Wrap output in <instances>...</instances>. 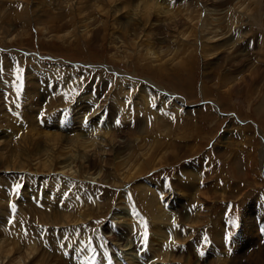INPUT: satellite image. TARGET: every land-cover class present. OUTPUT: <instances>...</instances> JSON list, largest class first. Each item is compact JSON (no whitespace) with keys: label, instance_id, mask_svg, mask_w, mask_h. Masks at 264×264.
I'll return each instance as SVG.
<instances>
[{"label":"rangeland","instance_id":"1","mask_svg":"<svg viewBox=\"0 0 264 264\" xmlns=\"http://www.w3.org/2000/svg\"><path fill=\"white\" fill-rule=\"evenodd\" d=\"M53 134L105 136L106 150L65 156ZM0 137L4 155L20 157L15 169L0 159L12 221L0 241L16 247L5 264H29L42 246L40 264H149L104 241L125 229L151 236L139 245L155 261L160 248L147 243L182 239L222 264L231 239L249 243L233 222L264 201V0H0ZM208 168L224 179L215 197L203 192ZM200 197H213L207 223L174 221L177 210L194 218ZM247 256L255 263L248 248L236 257Z\"/></svg>","mask_w":264,"mask_h":264},{"label":"bare ground","instance_id":"2","mask_svg":"<svg viewBox=\"0 0 264 264\" xmlns=\"http://www.w3.org/2000/svg\"><path fill=\"white\" fill-rule=\"evenodd\" d=\"M209 53V52H208ZM256 77V75H255ZM166 99H169V98H166ZM18 107L15 108L9 115L16 118L18 120V118L23 115V113H16ZM91 110V109H90ZM98 109L96 108L95 111H97ZM87 113V112H86ZM132 124V122L130 123ZM115 125V124H114ZM136 125V124H135ZM130 126V125H128ZM136 127V126H135ZM134 127V128H135ZM94 128V127H93ZM92 128V129H93ZM96 129V128H95ZM121 129V128H120ZM65 130V129H64ZM128 130V129H127ZM131 130H129L130 132ZM133 131V130H132ZM93 132V131H92ZM117 132V131H116ZM122 132V131H121ZM128 132V133H129ZM47 131H45V133L43 132V135H46L49 136V134L47 135ZM123 133V132H122ZM127 133V132H125ZM132 134V133H131ZM36 135V134H35ZM54 136L51 137L52 141H54V143L52 144L54 148L58 147L59 145L62 146H66V150H64V155L66 156L67 154L70 153V155L72 156L76 151L77 149H81L83 151V153L86 155V158H87V162H89L88 160V153L89 152H92V151H95L97 148H100L101 150H106V141H107V138L105 136H99L97 138V136H93L91 139V141L89 142V140H85V141H82V139H80L81 141L79 142V144H67L65 143L64 140L65 138L63 137H60L58 138V135L56 134H53ZM105 135V134H104ZM130 135V134H129ZM134 135V134H132ZM137 135V134H136ZM91 136V135H90ZM108 136V135H107ZM115 136V135H114ZM113 136V138H114ZM50 137V136H49ZM117 137V136H116ZM1 138V137H0ZM24 138H32L31 136H24V137H21L20 141L23 140ZM125 139V137H124ZM131 139V138H130ZM112 140V139H111ZM22 142V141H21ZM29 143V142H28ZM26 143V144H28ZM42 145V144H41ZM47 145V144H46ZM111 145V144H110ZM20 145V148L17 150V152H21L22 154H24L25 152V146H22ZM4 147V148H3ZM0 148V159L2 158H5V160H7L8 162V166L11 165L12 169L14 168H17L18 165H16L17 162H19L20 160V157L18 155H15V156H12V157H9L7 158V156L4 155L5 151L8 150V148L10 149V146H3ZM95 147V148H94ZM52 148V147H51ZM43 152V150L41 151ZM49 151L47 150L46 153H48ZM103 152V151H102ZM9 153V152H8ZM100 153V152H99ZM108 153V151H107ZM3 154V155H2ZM103 154V153H102ZM93 156V155H92ZM118 156V155H117ZM118 158V157H117ZM163 160V159H162ZM161 160V161H162ZM89 164V163H88ZM212 165V164H210ZM69 166V165H68ZM262 166V165H261ZM45 167V165H44ZM24 168V166H23ZM91 168V165H88V171L89 169ZM92 169V168H91ZM252 169V168H251ZM256 169V168H255ZM255 169L252 170L253 173H255ZM22 170V168L20 169ZM260 170V169H258ZM21 172V171H19ZM78 171L75 170L73 173H69V174H75L77 173ZM251 172V170H250ZM249 172V173H250ZM221 173V172H220ZM219 172L217 171H210V168H208L207 172H205V186H204V191L203 192H207V191H210L211 194H213V196L218 192V189L220 188V186H223V182H224V179L222 178L223 176H221ZM9 174V173H8ZM136 177V176H135ZM223 183V184H222ZM4 185L6 186L7 183L4 182ZM1 189V188H0ZM25 195H28L29 192L27 190H25ZM168 193V192H167ZM170 195V194H168ZM176 196V195H175ZM179 196V195H178ZM215 197V196H214ZM5 195H2L1 194V191H0V201H2L3 199H5ZM28 198V197H27ZM215 199V198H214ZM174 200V199H173ZM180 200V199H179ZM200 200H201V203L199 204V207L197 208L196 212H195V217L193 218L189 213H179L180 210H177V217H175V222H176V219L177 221L180 223V222H183V221H186L187 224L189 223H193L195 220H201L203 221L202 223H207L208 221H206V217L208 218L209 217V213L208 214H205V212H207V209H205L206 207L204 206L203 202L205 201H210V200H213V197H210V198H206V199H203L200 197ZM168 205L167 206H173V204H171V200H168ZM259 205L260 208L258 209L257 212H253V217L250 219L249 222H246L245 220H243L242 222H233L237 227L238 225L240 226V231H243L245 228L247 229H250V231L247 233L248 235V242L249 243H246L247 242V238L241 236L240 239L238 238H233L231 239L230 241V247H232V250L230 251V254H226L223 253L224 257H223V261L222 264H240V262L238 261L237 257L238 254H239V249L244 247V248H248L249 250H251L252 252V256L255 254L256 255V259H255V263H248V264H264V242H263V239H262V236L264 237V201L261 202ZM251 206V205H250ZM180 207V206H179ZM185 209V208H184ZM253 209V208H252ZM186 210V209H185ZM197 211L200 213L202 212V214H200L199 216L196 214ZM25 212V211H24ZM194 213V212H193ZM185 215H188V216H185ZM198 216V218H197ZM8 218V216H7ZM8 219H6L5 215H4V212L0 210V227L3 226V223L6 221L7 222ZM205 220V221H204ZM178 223V224H179ZM255 223H258L259 225L255 228V227H249V225H254ZM209 224V223H208ZM178 226V225H177ZM15 227V225L13 226ZM12 228V227H11ZM24 228V227H23ZM112 227H108L106 226L105 229H104V234L106 235L107 234V231H110ZM114 229V228H113ZM125 229V228H123ZM10 230V229H9ZM117 230V229H116ZM125 231V232H124ZM121 234H117V238L115 240L111 239V237L109 236H103L104 238V241L107 242V244L110 246V245H116V248H115V253L117 256H120V258L126 260V258L128 257H124L122 256L121 257V253L119 252H122L124 253L125 255H128L130 257H133L135 263H136V256L137 255H140L143 259H145L146 257V261L147 263L149 264H183V258L184 257H188V258H192V260L194 261L195 264H204V260L208 258V256L210 255V253H212L211 251L209 252V248H208V245H205L203 247H201V249L197 252L195 251L194 249H189V245H183L181 243H184L182 242V239H181V242H177L175 241L174 244H172V242H166L165 240H163V243L158 239V240H154L153 242H149L147 243V245L149 247L151 246H154V244L157 245V247H159L160 249L158 250L160 253H159V256L156 257V261L155 259H151V258H148L145 253V248H144V245L143 247L141 245H139V242L140 243H144L142 242L144 239H148L150 238L151 236H149L148 234V237L146 235V233L144 234L143 232H141L142 230L139 231V229L137 230H128V229H125ZM173 231H176V228L173 229ZM245 231V230H244ZM243 231V232H244ZM148 232V231H147ZM159 232H162L161 228L159 229ZM177 232V231H176ZM179 235L180 236H184L181 231H179ZM192 234L194 233H197L196 231H191ZM17 234V233H16ZM154 234V232H153ZM241 234H243L241 232ZM151 235V234H150ZM158 237L159 235L156 234ZM130 237V239H132V241L130 242V244H128L127 242V238ZM165 237V236H164ZM162 237V238H164ZM116 241H118L120 244H115ZM130 241V240H129ZM159 241V242H158ZM186 241V240H185ZM240 241V242H239ZM5 242V241H3ZM127 242V243H126ZM126 243V245L124 244ZM5 244V243H4ZM1 241H0V264H5V260H7L8 258H11L12 256L14 257L15 255V251H14V247H11V245L8 243L6 245H4ZM172 245H175L176 248L174 250V252H168L166 253V248L171 246ZM186 244V243H184ZM117 246L121 247V249L119 250L117 248ZM128 246V248H127ZM141 246V247H140ZM147 246V253L150 252L149 251V247ZM16 248V247H15ZM123 248V249H122ZM125 248H127V251H130L129 253H125L127 252L126 250H124ZM145 250H144V249ZM38 249V250H36ZM44 249H47L46 246H42V248H32V253L37 251L39 254H36L35 257L32 258V260L29 262V264H35V261L37 262V264H40V262L43 260L44 258ZM86 251V250H85ZM84 251V252H85ZM41 252L43 255H41ZM87 252V251H86ZM113 252V251H112ZM46 253V252H45ZM85 254V253H83ZM146 254V255H145ZM41 255V256H40ZM48 255V254H47ZM12 257V258H13ZM180 257H183L182 259H179ZM250 256H247L245 257V261H242V264H247L246 260L249 258ZM91 258V257H90ZM117 258V257H116ZM118 259V258H117ZM138 259V258H137ZM24 260V259H23ZM119 260V259H118ZM45 262V261H44ZM105 263V261H103ZM209 262V261H208ZM14 264H25L26 263V259L24 260V262L22 261L21 257H19L18 259H16V262H13ZM82 263V262H81ZM122 263V262H121ZM138 264V263H137Z\"/></svg>","mask_w":264,"mask_h":264},{"label":"snow or ice","instance_id":"3","mask_svg":"<svg viewBox=\"0 0 264 264\" xmlns=\"http://www.w3.org/2000/svg\"><path fill=\"white\" fill-rule=\"evenodd\" d=\"M168 3L172 4V5H176L177 3H184L186 2V0H167ZM10 66V65H9ZM174 119V117H173ZM114 123L117 125V126H120L121 125V121L119 119L115 120ZM17 188L21 187L19 184L16 185ZM12 207H15V205H13ZM7 223H12V221H7ZM25 235H27V231H25L24 233ZM61 248L65 247L64 245H61L60 246Z\"/></svg>","mask_w":264,"mask_h":264}]
</instances>
